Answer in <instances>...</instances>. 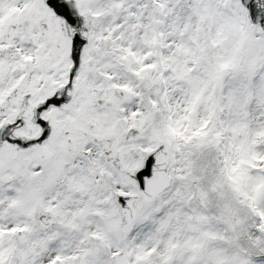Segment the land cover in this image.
I'll return each mask as SVG.
<instances>
[{
  "label": "snow or ice",
  "instance_id": "1",
  "mask_svg": "<svg viewBox=\"0 0 264 264\" xmlns=\"http://www.w3.org/2000/svg\"><path fill=\"white\" fill-rule=\"evenodd\" d=\"M0 264H264V0H0Z\"/></svg>",
  "mask_w": 264,
  "mask_h": 264
}]
</instances>
